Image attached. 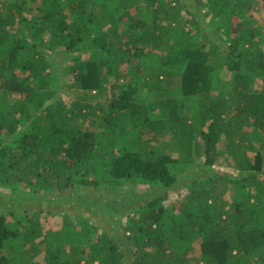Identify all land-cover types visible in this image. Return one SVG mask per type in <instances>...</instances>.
<instances>
[{
	"label": "trees",
	"instance_id": "obj_1",
	"mask_svg": "<svg viewBox=\"0 0 264 264\" xmlns=\"http://www.w3.org/2000/svg\"><path fill=\"white\" fill-rule=\"evenodd\" d=\"M27 2L0 0V88L19 96L13 108L0 111V182L13 192L1 195L0 205L24 201V186L39 194L31 197L33 202L51 195L68 200V189L90 185L70 173L91 157V116L101 122L104 134L111 130L125 137L129 124L134 139L149 148L113 158L111 180L155 188L133 208L118 239L98 238L71 252L49 242L45 264H187L188 251L176 243L197 238L203 264H264V88L250 91L252 73L264 75V52L253 44L257 29L246 19L254 6H234L231 0H146L153 7L149 23L131 12L134 0ZM222 15L227 22L220 25L216 18ZM175 34L184 40L158 56V68L148 69L142 81L148 91L156 92L153 104L143 108L132 102L135 87L107 101L106 93L125 76L122 66L147 69L150 57ZM85 40L104 57L103 66L91 60L71 67L78 85L75 101L58 104L46 92L54 53L60 47L73 52ZM69 57L77 59L71 53ZM220 82L230 93L203 101ZM190 97L201 101V109L188 114L180 99ZM150 109L160 115L155 117ZM166 135V146L177 157L150 148ZM222 138L229 141L222 144L223 152L234 162L237 175L214 169L224 157ZM179 163L197 168H187L180 178ZM183 181L188 186H181L185 193L178 203L165 205L171 190H178ZM228 184L240 188V200H225L222 188ZM139 213L141 219L136 220ZM12 214L7 216L13 219ZM22 217L27 219L24 237L0 214V264H28V256L26 261L23 255L3 253L8 240L23 237L34 250L31 256L37 255V244H46L39 219L25 213Z\"/></svg>",
	"mask_w": 264,
	"mask_h": 264
},
{
	"label": "rangeland",
	"instance_id": "obj_2",
	"mask_svg": "<svg viewBox=\"0 0 264 264\" xmlns=\"http://www.w3.org/2000/svg\"><path fill=\"white\" fill-rule=\"evenodd\" d=\"M2 2L8 3H26L28 0H1ZM104 0H99L101 4ZM234 6H241V3L250 2L254 9L246 14V19L249 21L253 27H256V37L253 40L255 44L261 51L264 52V1L263 0H231ZM98 6V5H97ZM99 7V6H98ZM91 10L93 8L91 7ZM131 12L135 16L144 17L147 22H152V11L153 7L146 0H134L133 5L130 8ZM204 12V9H202ZM212 17H208L210 20ZM220 20V25L227 22L225 16H220L216 18ZM222 31L219 30L220 34ZM183 41L184 38L179 37V34L172 35L160 50L155 51L154 55L151 56V61L148 68L139 67L138 70H134L131 66H122L121 70L125 73L122 79L117 80L112 86V91L106 93L107 101L110 97L117 98L124 91L133 92L134 87L136 92L132 95L131 101L143 105L146 108L153 104L156 92H150L142 85L145 73L150 70H154L159 64L158 56H163L169 53L171 50V45H176L178 41ZM93 47H91V42L85 40L81 42L79 46L75 48L73 52H67L64 48H58L57 52L54 53V63L52 70V81L47 87L46 92L52 95V99L58 101V104L67 105L75 101L73 93L77 92L78 85L73 82L72 73L70 68L73 66L79 67L84 66L85 63L92 61L99 62V66H103L102 58L96 52L94 53ZM69 53L73 57H76V61L71 60ZM146 69V70H145ZM254 82L250 88V91L254 93H259L264 88L263 72H254ZM19 77H24L20 74ZM219 88L216 91H212L210 96L206 99L207 95L203 99L209 102V100H216L222 92L230 93L227 84L222 82L218 83ZM129 93V94H130ZM180 97V94L175 95ZM19 99L18 95L9 93L0 88V111H8L14 107L16 101ZM182 109L188 114L194 113L200 107L198 104L197 97L181 98L180 99ZM149 109V108H148ZM199 109V110H200ZM149 113H152L157 117L159 114L158 109H150ZM160 115V114H159ZM88 128L95 130L94 137V148L91 153V157L88 161L81 164L75 171H72L71 177H75L76 181L80 179H85L90 181V185H76L67 190L68 200H63L58 195L47 196L41 199V201L34 200L31 201L32 196L39 194L32 193L33 187H21L23 191L20 197H24V201H19L14 203L9 201L6 205H0V214L3 213L7 217V222L12 229H18L23 233V226L26 224L27 219H23L22 213L28 215H34L35 218L39 219V224L41 227V238L46 240V244H37V255L31 256L33 254V249L30 243L23 237L16 240H8L4 245L3 253L9 254L12 258L24 256L25 260L28 256V264H45V246L47 243H52V245L61 246L63 251L71 252L72 249L79 247H87L93 242H96L98 238L110 237L119 238V233L127 227V223L131 214H133V208L136 209L141 202H143L142 197L146 196L148 193H154V187H147L144 184H135L132 182L125 181H112L109 175L110 162L113 158L120 156L124 151H137L143 152L147 151L149 148L145 147L142 141H137L134 139V131L132 126L129 124L125 125L126 136H119V132L113 133L108 130L105 134L100 131L101 122L95 117H88ZM128 128V129H127ZM169 137V136H168ZM167 135L162 139L160 143H151L150 148L153 152H163L165 154H170L172 157H177V153L166 146ZM198 141L201 143V138L198 137ZM229 143L228 140L222 138L220 143L221 152H223V143ZM261 145H264L261 144ZM258 148L259 145L255 144ZM223 156L220 160H217L214 169L220 172H225L231 175H237L240 172L233 165L231 159H226L227 154L222 153ZM197 166H188L187 164L179 163L176 167V173L178 177L182 178L188 170ZM199 169V168H198ZM197 169V170H198ZM75 184V183H74ZM188 181H183L178 185V190L173 188L169 193V203L165 201V205L171 203L177 204L179 198L185 193V187L188 186ZM183 185H185L184 188ZM182 186V187H181ZM181 188V189H179ZM32 190V191H31ZM30 192V193H29ZM13 193L8 185H2L0 182V197H9ZM29 193V194H28ZM32 193V194H31ZM222 195H224L225 200L233 202L240 200L242 198V191L240 188H235L233 185H225L222 188ZM13 199V197H11ZM62 199V200H61ZM61 201V202H59ZM144 203V202H143ZM13 211L12 218L8 217V212ZM128 212H130L128 214ZM136 220L141 219L140 213L135 216ZM22 235V234H21ZM117 238V239H118ZM112 239V240H114ZM179 240V239H178ZM200 238L194 239L193 241L182 240L176 243L178 249L183 248L188 251L186 260L187 264H203L200 258L199 251ZM128 244L131 242L128 241ZM32 245V244H31ZM133 249V248H132ZM26 260V261H27ZM126 261V260H125ZM15 263L19 264L17 261ZM128 263V262H125ZM25 264V263H23ZM262 264V263H256Z\"/></svg>",
	"mask_w": 264,
	"mask_h": 264
}]
</instances>
